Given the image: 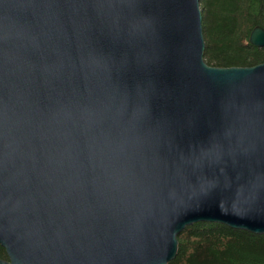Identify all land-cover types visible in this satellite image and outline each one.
Segmentation results:
<instances>
[{"label":"water","instance_id":"95a60500","mask_svg":"<svg viewBox=\"0 0 264 264\" xmlns=\"http://www.w3.org/2000/svg\"><path fill=\"white\" fill-rule=\"evenodd\" d=\"M204 46L199 0H0V264H169L197 222L264 234V62Z\"/></svg>","mask_w":264,"mask_h":264},{"label":"trees","instance_id":"16d2710c","mask_svg":"<svg viewBox=\"0 0 264 264\" xmlns=\"http://www.w3.org/2000/svg\"><path fill=\"white\" fill-rule=\"evenodd\" d=\"M203 60L214 67H249L264 62V48L248 42L255 26L264 28V0H199ZM169 264H264V234L197 222L177 236ZM0 259L7 255L0 246Z\"/></svg>","mask_w":264,"mask_h":264}]
</instances>
